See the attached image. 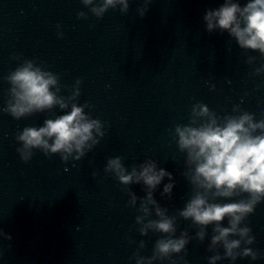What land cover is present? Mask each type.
Returning <instances> with one entry per match:
<instances>
[{
  "label": "water",
  "instance_id": "obj_1",
  "mask_svg": "<svg viewBox=\"0 0 264 264\" xmlns=\"http://www.w3.org/2000/svg\"><path fill=\"white\" fill-rule=\"evenodd\" d=\"M220 2L151 0L140 16L144 0H130L126 13L117 7L96 17L82 0H0V107L10 86L3 77L23 59H35L60 74L62 94L81 78L78 100L91 105L86 111L106 128L78 161L65 163L59 154L37 149L25 162L16 151L17 131L60 109L19 120L0 111V228L12 237L0 236V264H135L131 257L140 240L141 254L151 255L160 234H140L128 186L105 171L107 158L120 155L130 169L150 156L172 171L173 196L155 195L174 215L192 189L182 175L186 154L172 132L189 122L193 103L203 101L218 114L240 104L257 119L264 116V74H254L264 57L241 49L227 32L205 29V10ZM248 55L257 62L247 63ZM130 187L145 195L142 185ZM246 222L257 237L253 247L264 252V202ZM177 228L195 232L182 217ZM207 244L193 239L179 255L208 264ZM236 264H264V256Z\"/></svg>",
  "mask_w": 264,
  "mask_h": 264
},
{
  "label": "clouds",
  "instance_id": "obj_2",
  "mask_svg": "<svg viewBox=\"0 0 264 264\" xmlns=\"http://www.w3.org/2000/svg\"><path fill=\"white\" fill-rule=\"evenodd\" d=\"M82 3L96 17H103L110 8L118 7L126 13L130 7V0ZM150 3L151 0H144L138 10L140 16L147 13ZM78 15L84 17L86 13L81 11ZM202 19L207 32H227L241 49L264 57V0H221L218 6L208 7ZM58 35L64 33L59 31ZM257 60V56L248 55L246 62L254 64ZM254 74H264V60L255 67ZM3 79L10 86L0 111L19 120L36 112L60 109L42 124L17 131L16 151L23 161H30L37 149L46 155L59 154L65 163L78 161L105 135V122L86 111L91 105L78 100L81 78L70 86L69 94H62L66 86L59 73L35 59L25 58ZM210 87L215 89L216 84L210 82ZM172 139L186 154L182 175L192 189L174 215L155 195L160 190L161 197L173 196L177 180L172 171L150 156L130 169L120 155L107 158L105 171L128 186V204L137 207L135 222L140 234H160L151 255L141 254L145 241L140 240L131 259L135 264H191L179 254L186 253L190 241L198 239L201 243L208 240L207 249L212 253L207 256L208 264L225 259L231 264L240 258L259 260L264 252L253 247L257 237L246 221L264 202V116L257 119L256 113L240 104H234L231 112L218 114L207 103L196 101L189 122L176 124ZM133 184L142 185L145 195L139 196L130 187ZM181 217L191 221L194 234L188 229L178 233L177 220ZM0 236L12 239L2 228Z\"/></svg>",
  "mask_w": 264,
  "mask_h": 264
}]
</instances>
